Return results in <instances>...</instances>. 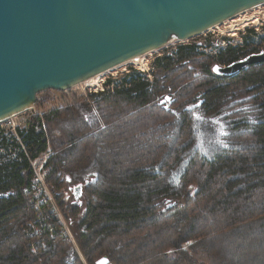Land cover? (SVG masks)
<instances>
[{
	"label": "trees",
	"instance_id": "1",
	"mask_svg": "<svg viewBox=\"0 0 264 264\" xmlns=\"http://www.w3.org/2000/svg\"><path fill=\"white\" fill-rule=\"evenodd\" d=\"M263 41L213 56L179 45L154 61L152 81L131 70L92 105L64 96L18 130L32 159L50 138L47 184L87 264H264V63L216 70ZM12 147L16 158L0 157V264H81L47 230L30 253L35 212L22 189L32 171Z\"/></svg>",
	"mask_w": 264,
	"mask_h": 264
},
{
	"label": "water",
	"instance_id": "2",
	"mask_svg": "<svg viewBox=\"0 0 264 264\" xmlns=\"http://www.w3.org/2000/svg\"><path fill=\"white\" fill-rule=\"evenodd\" d=\"M264 0H0V122L172 40L221 25ZM264 63V51L219 74ZM110 264L106 258L96 264Z\"/></svg>",
	"mask_w": 264,
	"mask_h": 264
},
{
	"label": "rangeland",
	"instance_id": "3",
	"mask_svg": "<svg viewBox=\"0 0 264 264\" xmlns=\"http://www.w3.org/2000/svg\"><path fill=\"white\" fill-rule=\"evenodd\" d=\"M253 18L255 19L254 21L257 22V30H254L251 34L248 33L247 29L244 28L246 24H248L249 20ZM248 21V22H247ZM247 22V23H246ZM263 24V25H260ZM255 23H253V26ZM255 27V26H254ZM244 28V29H243ZM248 29V30H249ZM244 30V31H243ZM250 37L251 39L254 38L256 40V43L258 46L261 47V38L264 36V5H261L259 7L251 8L250 10L243 12L234 18L226 21L224 24L218 25L210 31L204 32L198 36H195L191 39L184 40V41H178V40H172L170 41L167 45L164 47L151 51L149 53H146L140 57L135 58L134 60H131L129 62H126L124 64H121L105 73H102L91 80L86 81L85 83H82L80 85H77L70 90L67 91H61V92H55V94H49L47 96L43 97V101L40 103V105H34V108L31 110H28L20 115H17L14 117V122L19 126V129H24L28 126L30 123L31 119L34 117H38L42 119V116L46 110L52 109L53 106L60 105L64 103L63 97L64 96H69V100H73L75 98L77 101L84 103L88 102L90 105L91 101L88 100V97L91 95H96L97 93L104 92L107 93L109 90L105 88V84L108 79L112 80H119L123 75L128 74L131 70L136 71L144 76V78L152 81L153 76L152 72L154 70L153 64L154 61L157 58H162L168 55H172L175 49L179 45H187V44H192V45H198L200 48L197 49L198 52L213 56L217 54L219 51H224L228 47H237L241 46L243 39L246 37ZM264 45V41H263ZM190 69V68H188ZM198 75L197 71H193V77H196ZM111 89V88H110ZM43 93V92H42ZM42 125L44 126V122L42 121ZM50 139V138H49ZM47 140V149L44 153L40 154L38 157L35 159L38 160V163L36 165V168L43 165V173L45 177V185L47 187V190L51 194V199L55 206L57 207L59 213H60V224L61 226L57 225L56 228L51 225L53 222V216L51 214L47 215L45 214V223L42 226V228H37L38 232L40 235H38V238H31L30 243H38L36 247L33 248V251L31 249L29 250L30 253L36 254L37 250L40 248L41 244L45 241V237L42 231L46 230L51 226L52 231L49 232V236L53 234L52 238H62L67 239V242L73 247L79 261L81 264H87L85 259L83 258L82 254L80 253L77 244L70 232V229L68 227V224L66 223L65 219L63 218V214L61 212V209L59 205L57 204L56 200L54 199L48 184H47V174H48V161L50 158L54 155V151L51 146V142ZM46 158V159H45ZM32 159V158H31ZM33 161V159H32ZM42 175V174H41ZM32 179V178H31ZM193 191L194 188H191ZM33 209V208H32ZM35 215V214H34ZM50 216V218L48 217ZM37 217V215H36ZM39 217H41L39 215ZM44 218H41L44 219ZM37 218H34L26 227H30L31 225L34 228V222ZM57 223V222H56ZM66 228L67 234L65 233V229L63 228L62 224ZM58 224V223H57ZM31 229V228H30ZM55 230V232H54ZM58 231V232H57ZM191 243H187L184 246H187ZM199 259V261L203 264H208L206 258H200L198 255L196 257ZM98 262V261H97Z\"/></svg>",
	"mask_w": 264,
	"mask_h": 264
},
{
	"label": "built area",
	"instance_id": "4",
	"mask_svg": "<svg viewBox=\"0 0 264 264\" xmlns=\"http://www.w3.org/2000/svg\"><path fill=\"white\" fill-rule=\"evenodd\" d=\"M254 20L255 19L251 18L249 22L247 21L248 24L244 26V28L247 29V31L249 28L257 30V22H255ZM253 23H255L254 25L255 27L253 26ZM13 119L14 117H11L0 122V141H4L8 145V146L0 147V157L2 158L4 157L5 159H13L14 157L16 158V154H15L16 152L13 150L12 147L13 141H16V143L20 147L19 148L20 152H23L27 158L30 169L32 171V179L30 181V185L22 189V194L33 208L35 212V218L37 219L34 222V228L31 225L30 227H28V229L24 230V233H26L27 235L29 234L30 236H37L38 238V235H40V233H37L39 230V229L37 230V228L42 227L41 225L45 223V218H44L45 214L47 215L51 214L53 216V219L58 223V225L60 224L61 215L57 207L53 203L51 199V194L49 193L45 185L46 181H45L44 173L42 171L43 165L41 164V166L36 168L38 160L33 159L32 161V159L27 155L26 149L22 144L21 138L18 134L19 126L14 122ZM39 215L41 217H39ZM48 217L50 218V216ZM41 218L44 219L41 220ZM62 226L65 229V233L67 234L66 228L64 227L63 224ZM46 230L49 232L52 231L51 226ZM50 237H53V234H51ZM37 244L38 243H30L31 251H33V248L36 247Z\"/></svg>",
	"mask_w": 264,
	"mask_h": 264
},
{
	"label": "bare ground",
	"instance_id": "5",
	"mask_svg": "<svg viewBox=\"0 0 264 264\" xmlns=\"http://www.w3.org/2000/svg\"><path fill=\"white\" fill-rule=\"evenodd\" d=\"M256 7H259V6H256ZM253 8H255V7H253ZM225 22H226V21H225ZM225 22H224V23H225ZM224 23H222V24H224Z\"/></svg>",
	"mask_w": 264,
	"mask_h": 264
},
{
	"label": "snow or ice",
	"instance_id": "6",
	"mask_svg": "<svg viewBox=\"0 0 264 264\" xmlns=\"http://www.w3.org/2000/svg\"><path fill=\"white\" fill-rule=\"evenodd\" d=\"M218 71V69H216ZM104 264H106V261L104 262Z\"/></svg>",
	"mask_w": 264,
	"mask_h": 264
}]
</instances>
